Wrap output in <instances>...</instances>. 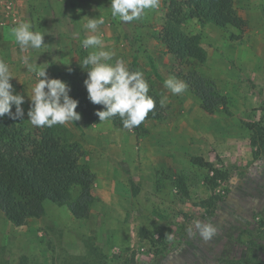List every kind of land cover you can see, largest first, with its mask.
I'll return each instance as SVG.
<instances>
[{
  "label": "rangeland",
  "instance_id": "rangeland-1",
  "mask_svg": "<svg viewBox=\"0 0 264 264\" xmlns=\"http://www.w3.org/2000/svg\"><path fill=\"white\" fill-rule=\"evenodd\" d=\"M187 1L159 0L140 20L121 23L111 17L109 0H0V59L25 98L23 118L6 115L8 122L28 133L42 128L28 122L35 77L26 64L48 63L49 77L66 82L72 98L65 75L85 73V16H103L105 50L167 97L163 118L147 121L143 135L76 110L81 119L64 127L82 147L80 163L95 175L89 216L77 219L67 206L45 201L44 215L18 226L0 210V264H264V156L251 146L247 128L264 120V0H234L246 21L241 29L187 17ZM173 17L205 60L169 49L168 41L179 40L171 38ZM21 20L46 34V47L20 51L11 28ZM169 76L183 80L186 91L164 88ZM211 166L225 173L214 188ZM195 220L215 225L216 235L189 236Z\"/></svg>",
  "mask_w": 264,
  "mask_h": 264
},
{
  "label": "trees",
  "instance_id": "trees-1",
  "mask_svg": "<svg viewBox=\"0 0 264 264\" xmlns=\"http://www.w3.org/2000/svg\"><path fill=\"white\" fill-rule=\"evenodd\" d=\"M185 6L187 17L201 24L211 23L221 28L233 26L238 29L246 24L235 10L234 0H188ZM172 20L177 26L170 28L171 38L177 35L179 40L177 45L168 41L169 49L183 56H196L205 60L203 54L201 58L199 51L191 49V41L178 28L180 19L173 17ZM152 68L158 76L156 67L152 65ZM65 78L72 83V98L79 102L76 110L81 111L89 121L101 122L95 113L102 110V106L93 105L87 98L83 84L87 78L86 72L72 69ZM148 94L156 101V107L138 127L133 128L142 135L147 133V121L163 118L159 94L152 89H149ZM204 104L208 109L210 103ZM110 120L123 128L119 116ZM8 121L6 117L0 119V210L5 217L21 226L28 219L44 215V202L51 201L59 206H67L77 219L87 218L94 202L95 175L80 163L82 147L69 130L64 125H55L28 133L26 127H18ZM247 128L251 135V146L264 156V120L250 122ZM195 162L202 167L207 165L202 159H195ZM210 169L214 175L210 177L209 184L214 188L217 180L225 178V173H220L212 166ZM177 183L181 192H185L183 181L178 179ZM77 190L79 194L73 198L72 193ZM207 202L203 201L204 205Z\"/></svg>",
  "mask_w": 264,
  "mask_h": 264
},
{
  "label": "clouds",
  "instance_id": "clouds-1",
  "mask_svg": "<svg viewBox=\"0 0 264 264\" xmlns=\"http://www.w3.org/2000/svg\"><path fill=\"white\" fill-rule=\"evenodd\" d=\"M110 15L121 23H130L140 20L147 10L159 7V0H109ZM83 29L89 35L81 41L88 54L80 62V67L86 72L87 78L83 81L87 98L93 105L102 106L95 115L100 121H107L119 116L123 128L138 127L148 113L156 107V101L150 96L149 83L142 71H131L127 62L112 50H105L104 33L100 30L105 24L103 16L82 20ZM14 42L21 52L28 49L40 50L44 44L45 33L37 30L30 20H21L11 28ZM79 35V33H77ZM115 57V59H114ZM24 60V57H21ZM48 63L26 64L28 73L35 77V83L30 88L28 122L34 127H53L68 122L79 121L80 114L76 111L78 101L71 98V91L66 82L58 78H51L47 73ZM14 79L9 64L0 59V119L6 115L11 119H21L25 115L22 105L24 95L17 93L11 83ZM164 88L173 95L186 91L187 84L177 77L169 76L164 81ZM167 97L160 100L161 106ZM13 106L15 112L12 111ZM189 236L197 233L205 240H211L218 229L212 223H203L199 220L187 228ZM171 240V234L166 236Z\"/></svg>",
  "mask_w": 264,
  "mask_h": 264
}]
</instances>
